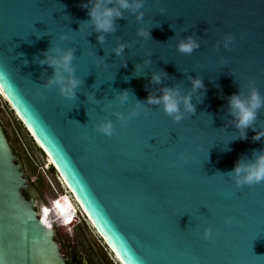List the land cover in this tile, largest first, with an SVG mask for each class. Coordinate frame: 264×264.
<instances>
[{"label":"water","instance_id":"1","mask_svg":"<svg viewBox=\"0 0 264 264\" xmlns=\"http://www.w3.org/2000/svg\"><path fill=\"white\" fill-rule=\"evenodd\" d=\"M85 4L0 0L4 101L121 264H264V184L237 189L228 175L264 152V137L253 139L264 107L247 140L230 109L233 95H250V81L264 97V0H144L135 13L122 10L110 33L96 31ZM188 37L200 46L183 54ZM56 47L74 50V99L46 87L55 69L40 61ZM194 79L204 88L192 93ZM175 87L192 93L196 109L179 122L148 104ZM137 103L143 111L122 124L117 114ZM106 119L111 137L96 131ZM0 264H69L1 119Z\"/></svg>","mask_w":264,"mask_h":264},{"label":"clouds","instance_id":"2","mask_svg":"<svg viewBox=\"0 0 264 264\" xmlns=\"http://www.w3.org/2000/svg\"><path fill=\"white\" fill-rule=\"evenodd\" d=\"M144 0H89L91 5V11L89 16L91 17V23L95 26L97 32L110 33L115 31L116 18L123 17L122 10H131L133 13L137 12L143 7ZM89 4H85L84 7H88ZM111 5V6H110ZM163 11V9H161ZM138 19H143V13L138 16ZM144 38L150 36V32L147 29H141L138 33ZM62 39H69L67 36L61 37ZM103 42L104 36L99 37ZM234 37L228 35L224 38L225 48H230L233 44ZM199 43L193 37H188L186 40H181L178 44V50L183 54H191L194 50L199 48ZM125 45H120L117 48L116 54L123 53ZM74 50L69 48L63 50L59 47L52 49V53H46L45 59L40 63L47 64L55 69V75L48 81L47 88L59 87L60 94L68 99H74L76 97L77 89H79L82 81L75 76V69L73 67ZM0 74H3V69H0ZM67 74V75H65ZM153 81L156 83L161 82V76L156 74L153 76ZM255 81L249 82L251 88L250 95L247 98H242V95H233L230 98L231 114L235 117L236 127L239 129V139L247 140V129L253 127L255 124L258 111L264 107V97L261 96L258 89L254 86ZM204 88L203 81L201 79H194L192 81V93L199 89ZM192 93L188 95H182L179 87L165 88L163 89L162 96H149L148 104L151 105H163L164 112L172 117L175 121H181L185 114H191L195 112V107L192 104ZM94 99V97H89ZM119 102L121 104L126 103L129 100L128 92H124L119 96ZM183 105V110L181 108ZM143 111V105L137 103L135 108L125 116L122 113H118V119L122 124H126L128 120L137 117L140 112ZM96 131L102 135L111 137L114 134V123L111 119L101 121L96 125ZM264 137V131H260L253 137L255 141L261 140ZM233 140L237 137H232ZM226 151H230V148H226ZM228 175L232 177V181L237 189H243L245 186L252 187L255 185L264 184V152H254L253 159L248 160L241 158L234 170ZM72 209L70 204H67L64 199L58 201H52L50 207V214L54 215L57 219H62L70 215ZM213 229L207 228L204 232L206 239L211 238Z\"/></svg>","mask_w":264,"mask_h":264},{"label":"rangeland","instance_id":"3","mask_svg":"<svg viewBox=\"0 0 264 264\" xmlns=\"http://www.w3.org/2000/svg\"><path fill=\"white\" fill-rule=\"evenodd\" d=\"M0 119L31 185L39 196L41 207L49 212L67 255L70 258H79L85 264H118L97 231L80 213L50 160L1 96ZM59 199H65L78 212L80 216L76 222H70L66 217L57 219L50 214L51 202Z\"/></svg>","mask_w":264,"mask_h":264},{"label":"bare ground","instance_id":"4","mask_svg":"<svg viewBox=\"0 0 264 264\" xmlns=\"http://www.w3.org/2000/svg\"><path fill=\"white\" fill-rule=\"evenodd\" d=\"M0 96H1L2 99L4 98V94L2 93L1 89H0ZM3 100H4V99H3ZM30 134H31V133H30ZM31 136H32V134H31ZM34 140H35V142L37 143L38 147L41 148L40 143H39L35 138H34ZM45 155H46V158H48V159L50 160V162L52 163V165H54V163H53V161L51 160V158H50L47 154H45ZM61 181L63 182L64 186L66 187L67 191L69 192V195H71V192H70L69 188L67 187L66 183L64 182L63 178H61ZM71 196H72V195H71ZM72 198H73V196H72ZM73 199H74V198H73ZM64 200H65V199H64ZM74 201H75V203L77 204V201H76L75 199H74ZM65 202L68 204V202H67L66 200H65ZM77 207H78L80 213H81V214L87 219V221L91 224V226L93 227V229H95V228H94V225L92 224V222H91L90 220H88V217L86 216V214L84 213V211L82 210V208L79 207L78 204H77ZM42 209H43V211L45 212V214H46V216H47V218H48L50 224H51L52 226H55L54 223H53V221H52V219H51V217H50V215H49L48 210H47L46 208H42ZM71 209H72V211H71L70 215L66 217V219H67L68 221H70V222H76L77 219H79V218H77V217L80 216V215L78 214L77 211H75L74 208H71ZM80 219H81V218H80ZM95 230H96V229H95ZM96 231H97V230H96ZM96 233L101 237V235L98 233V231H97ZM101 239H102V237H101ZM102 240H103V239H102ZM103 242L105 243L104 240H103ZM105 244H106V243H105ZM106 246H107V244H106ZM109 250H110V249H109ZM110 251H111V250H110ZM111 253L113 254V256H114V258L116 259L117 263H118V264H121L120 261L118 260V258L115 256V254H114L112 251H111Z\"/></svg>","mask_w":264,"mask_h":264},{"label":"flooded vegetation","instance_id":"5","mask_svg":"<svg viewBox=\"0 0 264 264\" xmlns=\"http://www.w3.org/2000/svg\"><path fill=\"white\" fill-rule=\"evenodd\" d=\"M28 199H31L29 195H27ZM40 213V209L38 210ZM69 257V256H68ZM69 264H85L84 262H82V260H80L79 258H70L69 257Z\"/></svg>","mask_w":264,"mask_h":264}]
</instances>
